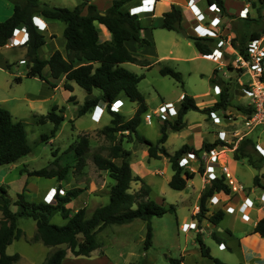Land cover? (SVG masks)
<instances>
[{"label":"rangeland","instance_id":"1","mask_svg":"<svg viewBox=\"0 0 264 264\" xmlns=\"http://www.w3.org/2000/svg\"><path fill=\"white\" fill-rule=\"evenodd\" d=\"M40 1L50 5L73 8L82 4L85 0ZM93 1L97 5L106 7L110 0ZM87 2L93 3L91 0H87ZM202 5H205V1L202 2ZM224 5L226 11L222 8L220 11L228 19V24H224V29L221 34L222 37L226 39L237 37L239 41H244L245 39L243 40V37L246 38L254 30H261L264 27V0H224ZM245 5L251 8L248 17L239 15V12ZM127 7H129V4ZM2 8L3 6H0V10ZM2 15L3 11H0V16ZM259 16L260 18L258 20L252 21L251 18H258ZM4 17H0V19ZM55 22L61 28L65 26L62 21ZM197 23L198 21H192L186 23L185 27L192 31L194 25ZM61 28H59L58 34L56 32V38L54 39H51L50 33H47L46 29L43 31L46 42L52 40V43L43 45L39 49V54L42 57H47L54 48L60 49L66 54L64 47L65 38ZM153 31L157 55H153L150 46H139L137 50L139 56L146 58L151 63V66L148 67L140 63L132 62H125L124 66L139 75H145L139 82V89L145 96L148 105L147 112L151 113L153 117L151 122L146 121L144 117L138 127V132L140 135L156 143L162 135L161 126L163 124L169 126L177 118V115H168L163 118L156 116L153 112L154 110H158L161 104L178 103L181 93H187L193 96L195 94L202 95L206 92H208L206 96H199L198 99L200 101L205 100V105L211 104L210 100L219 98L214 93L212 76L216 77L214 79L215 81L223 79L231 82L228 83L229 90L233 89V85L236 84L237 86L240 80L243 82L250 81L251 76L247 72L239 74L242 71L235 68L230 70L227 61L234 59L236 57L235 54L228 55L229 57L227 56L228 60H226V64L210 58L193 57L195 52H197L194 43L190 48H185L184 56L189 57L188 59H157L161 55L168 54L169 43L166 34L169 31L163 28H155ZM205 37L212 36L207 35ZM104 38L105 36L101 31V39ZM215 47H217V43L214 45ZM152 48L155 50V45H152ZM6 52L10 55L12 64H9V69L0 67V106L9 109L16 120L24 123L28 133L29 143L32 147L31 153L23 156L19 161L14 163L10 172L7 171L6 173L4 171L8 168L5 165L3 166V171L0 173V179L2 174L5 176L3 182L0 181V187L4 185L8 190V194L13 199L17 197L18 192H22L24 186H27L25 187L27 189L25 192L27 199L34 201L38 199L36 195L45 194L46 190L51 187L63 188L65 193L62 195H65L69 190L79 189V194L73 197L66 206L69 208L71 214L75 213L80 207H86L87 214L90 216L97 206L109 202V190L114 183V179L109 176L107 170L97 167L93 160L94 153L101 152L107 155L109 147L120 140L125 148L132 150L130 161L132 163L133 175L141 176L150 185L151 198L160 204L165 202V205L173 203L175 207L177 206L176 213L174 210H171L161 217H153L154 236L153 243L149 248H145L144 245L146 222L142 219H135L129 223L110 224L99 231L98 240L100 247L97 253L94 252L96 254L92 257L85 256L86 259L91 261L81 259L85 258L83 256H74L68 250V253L72 255L67 257L68 259L65 264H171L170 258H180L184 251L186 252L184 254L186 255L185 261L187 264H216L212 258L202 255L198 235L201 238L203 236L204 243L215 253H218L217 255L220 256L217 257L222 261H226L227 264H241L243 262V255L235 249L228 248L220 251L218 249V241L207 230L202 235L194 229H189L188 231L181 229V225L185 220L193 219L191 214L188 213L192 204H183L181 199L184 197V192L170 187L169 180L173 174V169L169 158L166 156H162L161 158L150 156L147 144L139 141L135 135L130 134L128 131H111L105 133L103 127L114 124L113 115L108 111L99 122L92 119V109L79 115L78 109L84 104L88 92L76 81L72 80L74 88L70 91L60 81L57 82L59 83V87L54 89L46 80L37 76H27V62L23 60L19 62L21 57L27 58L25 46H16L8 49ZM156 59L157 61H155ZM80 63L79 61L76 62L77 65ZM163 66H169L181 72L182 82L177 81L170 75H163L160 72ZM45 71L43 74H48L47 69ZM17 75H21V81H16L15 78ZM46 77L50 81H53L51 74ZM235 89L232 90L233 95L231 100L236 103H233L232 110L227 112L228 116L226 118L233 125H237L236 120L240 119L239 123L244 125L247 118L237 106H244V102H248L249 99L242 96L241 90ZM100 93V89L94 88V95H99ZM70 96H74V99L71 100ZM121 96L124 102L120 112L122 114L121 119L127 120L133 116L137 108V103L129 100L125 94ZM55 105L59 107L57 109L58 113H62L59 109L65 107V111L62 113L64 119L54 137L43 139L42 136L44 134L51 135L54 122L50 119H45V121L41 120L43 118L42 115L48 114ZM218 114L221 116L222 121L219 124H215L208 113L190 110L185 116L186 126L184 129L173 131L168 127L169 138L164 146L170 153H173L184 143L192 142L193 140L189 137L191 135L194 136L195 142H197L198 134L200 133H204L211 139L212 135H210V132L224 128L223 125L226 121L222 109L218 111ZM205 123L206 126H204ZM201 126L204 127L201 128ZM250 127L256 128L254 137L257 141L260 140L263 142L264 124L252 125ZM192 128H196V130L199 128L200 131L192 130ZM82 135L88 136L91 148L87 154L86 165L80 169L77 167V154L75 152L71 155H69L70 153L67 154V148L71 144L76 143ZM235 137L231 136L230 138V135H228L223 140L230 142ZM55 160H59V163L63 165L66 163L71 165V169L65 179L60 180L58 177L29 175L28 171L30 170L53 166L52 163ZM114 160L117 163H121L120 158ZM231 170L234 175L236 172L238 179L246 187L248 186L257 192H261V187L254 184V177L258 174L256 168L240 162L235 172L232 168ZM194 182L198 185L201 184L200 173L196 174ZM139 185H142L141 181H133L132 189L137 191ZM43 198L40 200L47 202ZM48 198L53 200L52 193L48 195ZM52 203H56V200ZM12 209L16 211L18 206L13 205ZM1 216L2 213L0 211V218ZM67 220L68 218L64 217L61 212H55L51 216V222L58 225H64ZM18 224L24 230V234L9 244L7 253H19L21 255V258L15 264H44L50 253L57 247L46 245L41 240L34 239L37 233V225L33 218L27 216L19 217ZM221 226L224 227L223 224ZM62 246L66 247V244Z\"/></svg>","mask_w":264,"mask_h":264},{"label":"trees","instance_id":"2","mask_svg":"<svg viewBox=\"0 0 264 264\" xmlns=\"http://www.w3.org/2000/svg\"><path fill=\"white\" fill-rule=\"evenodd\" d=\"M14 4L12 15L0 22V46L8 44L16 30L24 26L29 32V39L26 43L27 54V76L39 77L48 81L55 87L56 83L50 81L44 74L43 69L49 65L51 77L59 79L65 76L67 81L64 87L72 91L73 86L68 80L76 81L89 94H92L94 88L101 90L99 95L87 98L84 104L79 108V115L89 111L100 101L110 104L121 95L125 94L129 100L137 103V108L132 117L127 120L121 119L120 112L110 111L113 115V125H105V133L111 131H128L136 138L146 143L149 149V155L154 158L166 156L169 158L173 169V175L169 180L170 187L183 190L187 187L189 179L195 176V172L181 166L179 160L189 151L197 153L200 150H211L219 145H224V140L220 138L214 142H203L202 147L197 149L192 144L185 143L180 148L170 153L164 143L168 138V127L173 131L182 130L186 122L184 116L190 110L210 112L212 109H219L229 104L228 89L222 91L219 100L212 107L200 108L193 96L184 94L181 107L177 118L171 124L161 126L162 135L155 143L138 132V127L142 123L148 110V105L144 94L139 89V82L144 78V74L139 75L124 66L125 62L140 63L148 67L151 63L146 58H141L138 53L131 51L127 46V41L135 40L142 46L149 43V40L142 37L141 30L145 27L142 17L138 13H131V7L136 0H113L112 3L101 11L94 3H88L85 0L73 8L50 5L40 0H11ZM208 3H217L220 8L226 11L224 0H206ZM129 4V7L127 5ZM137 5V4H136ZM44 16L50 20H60L64 22L65 49L64 54L60 49H55L49 58L39 55V49L46 43L45 34L34 23V16ZM259 15V14H258ZM260 18H251L256 21ZM184 15L182 9L175 4L163 13L159 26L167 29H175L177 23L185 27ZM98 23H103L111 32V39H101V29ZM153 25V24H152ZM157 25V24H156ZM186 28V27H185ZM264 33V27L261 30H254L250 36L243 37L244 41H239L237 37L232 38V44L238 50L246 55L247 44L250 39L259 38ZM194 40L198 50L204 55H210L213 52L217 40L214 37H203L190 35ZM216 42V43H215ZM81 62L76 64V62ZM9 67V66H8ZM228 67L234 69L232 65ZM10 68V67H9ZM163 75H170L177 81L182 82L181 72L169 67L163 66L160 69ZM16 81H21V76H16ZM264 79V76H263ZM73 100L74 96H70ZM239 110L251 114L250 106H237ZM58 105L45 115H42L43 121L50 119L54 122L51 135L44 134L43 139L54 137L64 119L65 107H61L58 113ZM255 143L252 138H245L236 148L235 156L248 155L245 153L246 143ZM91 148L88 136L82 135L76 143L67 148V154L75 152L78 168L82 169L86 165L87 154ZM32 147L29 143L28 133L22 121L16 120L11 111L0 106V168L19 161L23 156L31 153ZM131 151L124 147L122 141L115 142L109 147L107 155L101 152L94 153L93 160L98 168L107 170L109 176L114 179V183L109 190V202L97 206L92 214L88 216L86 207H80L73 214L66 206L68 202L76 197L80 190H69L65 195L57 193L56 203H49L44 200L34 201L27 199L25 187L22 192L17 193L13 199L4 185L0 187V264H15L21 258L19 253H7V247L15 239H19L24 230L19 226V217L27 216L36 221L37 233L35 240H41L49 246H56L47 257L44 264H61L67 257L68 250L74 256H91L92 252L100 247L98 233L110 224H124L142 219L147 224L146 235L144 239L145 248H149L153 243V217H161L171 210H175V204H160L150 197L151 187L139 175H133L130 161ZM120 158L121 163L114 159ZM53 166L33 169L28 171L29 175L58 177L65 179L71 169V165L60 164L59 160L52 163ZM55 165V166H54ZM201 171L203 169L201 168ZM141 181V187L137 191H132V182ZM255 181L259 183V178ZM231 190L224 176L212 180L206 185V189L200 197V215H204L206 201L209 196L217 191ZM18 206L15 211L12 206ZM55 212H61L68 218L64 225H58L51 222V216ZM224 217V211L213 212L209 219L213 223H219ZM255 231L264 236V217H262ZM215 235V234H214ZM218 239L217 236H215ZM200 248L203 256L212 258L216 264H227L218 257L211 254L210 248L204 243V240L198 235ZM66 244V247L62 245ZM183 258H170L171 264H182Z\"/></svg>","mask_w":264,"mask_h":264},{"label":"crops","instance_id":"3","mask_svg":"<svg viewBox=\"0 0 264 264\" xmlns=\"http://www.w3.org/2000/svg\"><path fill=\"white\" fill-rule=\"evenodd\" d=\"M112 1L113 0H110L105 7V6L97 5L96 3H94L93 0H91V2L96 4L101 11H104L112 3ZM148 1H150V3H152L154 1L153 8L152 7L147 8V7H149V5L146 2V5H143V8L139 9V7H137V6H140L141 4H143V0H136L135 1L136 3L133 4L132 7L136 6L137 11L140 10V12L138 13L139 15L144 14V15H141L143 22H144V25H145V27L141 30V35H142V37H145L146 39H148L149 43H145L142 46H144V45L150 46L154 56L157 55V47H156V43H155V37H154V31L153 30L155 28H163V27L158 25V23L161 21L163 13L166 12L172 4H175L176 6H178L182 9V12L184 15L183 23L186 25V23H190L194 19V15L192 13L193 9L189 6V4L195 3L202 10H204L205 5L203 6L202 2L205 1V3H206V0H148ZM0 6L1 7L3 6V8L0 10L1 12L3 11V15L0 17L5 16L3 19H0V22H1L2 20H5L7 17L12 15L13 10H14V4L10 0H0ZM233 13H235V12H233ZM210 14L212 15L214 13L210 12ZM236 15H238V14H236ZM36 17H37L39 24H41L42 26L46 25L45 27H46L47 33L48 32L50 33L51 39L56 38V32H57V34L59 33L58 30H59V28H61V26L59 27V24L55 21H60V20H50V19L45 18L44 16H39V15H36ZM98 26L100 27L101 31L103 32V34L105 36V38L102 40L111 39V32L108 30V28L103 23H98ZM64 27L61 28L62 32L64 31ZM22 28H24V26L19 27L16 30L13 37H15L18 30H20ZM163 29H167V28H163ZM186 29L188 31L187 36L183 35L179 30L167 29L169 31V33L166 34V38H167V41L169 43L168 54L161 55L157 59L174 58V59H178V60H181V59L183 60V59L189 58V57L184 56V51H185L186 47L190 48V46L193 45V43L195 45V42L190 37V35H197V32L195 29H193L192 31H190L188 28H186ZM20 35L21 34H18V36H20ZM185 37H188V38H185ZM51 41L46 42L44 45H46V44L48 45L49 43H52ZM64 43H65V40H64ZM152 45H155V50H153ZM16 46H25V49H26L25 54H27V45L26 44L11 46L8 43L4 46H0V67L1 68H8L9 69L8 66H9V64L11 65L12 63L10 60V55L6 51L8 49L16 47ZM127 46L131 51L137 53V50L139 48V43L135 40H129V41H127ZM64 47H65V45H64ZM195 47H196V45H195ZM55 49L56 48L51 50V53L47 57H44V58H49ZM196 51L197 52H195V55L193 57L210 58L207 55L202 54L198 50L197 47H196ZM173 53H176L177 55L173 54ZM150 54H152V53H150ZM157 59L155 61H157ZM22 60H25V57H21L19 59V62H21ZM45 69H47L48 74H45V73L44 74L46 76H50L51 69H50L49 65H47L43 69V72H46ZM230 70H231V68H230ZM242 73H244L243 70L239 74H242ZM17 76H21V75H17ZM211 79H212V83H213V87H214V93L216 95H218L219 98H220L222 91H224L225 89H228V92H229V104L227 106H223L219 109H212V110H210V112H206L209 114V116L212 118V120L215 124H219V123H221L222 118L218 114V111L220 109H222L224 111V116L226 119V121L223 125L224 128L218 129L217 131H215V130L211 131L210 132V135H212L211 139H209L210 137L208 138L204 133L198 134L197 142L194 141V136L191 135L189 137L194 142L190 141L189 144H192L195 148L199 149L202 147L203 142H205V141L214 142L215 140L219 139V132H223V134L225 133L226 136L230 135V138H231V136H233V137L237 136V137L232 138V140L230 142L225 141V142H227V144L225 143L224 145L217 146L215 156H210V155L205 156L203 154L204 150H200V152L197 153L198 160L195 162V165L193 166L191 171L195 172V176L197 173H200L201 184L198 185L194 182L195 176L192 179H189L188 183H187V187L182 190V192H184V197L181 199V202L183 204H192L188 213L191 214L192 218L197 219V220L191 219V221H197V228H193V229L195 231L201 233L202 235L207 230V232L210 235H212L214 238H215V236H217L218 239H216V240L218 241V249L220 251H224L228 248L235 249V250L239 251L243 255V262L241 264H244V263H246V264H264V236H262L259 232L255 231V227H256L258 221L262 217H264V213L261 211V209H264V152H263L264 151V141L263 142L260 140L257 141V139L254 137V131L256 128L248 126L245 122H244L245 123L244 125L243 124L241 125L239 123L240 119L236 120L238 123L237 125H233V124H231V122H228L227 118H226L228 116L227 112L229 110H232L233 103H236V102L231 100L232 95H233L232 90L234 88L239 89V90H241L240 92H241L242 96H244L245 98H248L243 93V88L247 87V85L250 81L243 82L240 80L237 83V86L235 84V85H233V89L229 90L228 83H231V82H227L223 79L219 80V81H215L214 80V79H216L215 76H212ZM52 80L54 82H56V86L54 87V89L59 87V83H57L58 81L63 83V85L67 81L65 76H62L59 79L52 78ZM68 82L73 86L72 80H68ZM215 85L220 86L221 92L218 93L216 91L217 88L215 89ZM73 88H74V86H73ZM207 93L208 92H206L202 95H196V94L193 95V97L196 100V103L198 104V106L200 108L212 107L219 100V98L218 99H212V100H210L211 104L205 105L204 104L205 100L200 101L198 98H199V96H203V95L206 96ZM94 96L95 95L93 93L92 94L88 93L86 99L90 98V97H94ZM120 97L123 100V97L122 96H120ZM183 98H184V94L181 93L178 101H182ZM168 102H170V101H168ZM172 103H175V102H172ZM98 104H99L98 109L100 112L102 111V109L104 111L105 110L108 111V109H107L108 103L107 102L100 101ZM167 104H169V103H167ZM244 104L246 106H248L249 101L244 102ZM93 108L94 107L91 108L92 111H93ZM241 112L244 114V116H246V118L249 115L243 111H241ZM185 116H184V120H185ZM214 117H219V120H214ZM204 126H206V123L204 124ZM204 126H201V128ZM199 128H197L198 130H196V128H192V130L200 131ZM168 138H169V134H168ZM168 138H167V140H168ZM245 138H252V139H254L255 143L247 142L246 147H245V153L248 155H241V157L238 158L235 156L236 148ZM186 143H188V142H186ZM258 148H260L262 151ZM130 151L132 154V150H130ZM240 162L248 164L249 166H252L253 168H256V170H258V174L255 175V177H254V184L258 187H261V192H259V191L257 192V191H255V189H252L248 186L246 187L245 184H243L238 179L236 172H235V169H237ZM13 164L7 165L6 167H8V168L4 171H6V173H7V171L10 172V169H11V167H13ZM226 164L229 165V167L234 170L235 175H236V176L235 175L233 176L234 180L244 188L245 194L247 196L246 203L252 207L251 219L249 221H244L241 217L242 212H241L240 207H241V204L243 202V196L240 193L233 191L232 189L229 192L217 191L213 195L209 196L207 201H206L207 210L205 211L204 215H200V213H199L200 212L199 211L200 197H201V194L206 189V185H207L206 177L208 175V170H210L208 168L213 169L221 177V176H223L222 165H226ZM131 165H132V163H131ZM199 168H202L203 171L199 170ZM2 171H3V167L0 168V173ZM1 176L2 177H1L0 181L3 182L5 176L3 174ZM256 177L259 178V183H257V181H255ZM139 187H141V186L139 185L137 187V189H139ZM23 189H24V187L22 188V190ZM26 191H27V189L25 190V192ZM132 191H134V190L132 189ZM226 193L231 195L230 199H228V200L224 196H222L223 194H226ZM216 194H217V196L215 197L214 200H212V197ZM36 196L38 198L36 200L38 201L42 197H44V194L36 195ZM217 199H219V200H217ZM218 210L224 211V217L221 219V221L219 223L216 224V223H213L210 221L209 216L213 212L218 211ZM176 211H177V206L175 207L174 212L176 213ZM152 223H153V218H152ZM221 224H223L224 227L221 226ZM146 230H147V224H146ZM202 239H203V236H202ZM220 243H224L226 245V247L224 249L219 248ZM97 251H98V249L94 250L92 252V255L87 256V257L94 256L97 253ZM94 252H96V253L94 254ZM184 253H186V252L184 251ZM184 253H182V255H181V257L183 258L182 264H187L185 261L186 255ZM211 253L215 257L220 256V255H217L218 253H215L213 250H211ZM71 255L72 254L68 253L67 257L71 256ZM67 257L63 260V262L61 264L66 263V261L68 259ZM83 257H85V256H83ZM81 259L91 261L89 259H86V257L81 258ZM225 263H226V261H225Z\"/></svg>","mask_w":264,"mask_h":264},{"label":"built area","instance_id":"4","mask_svg":"<svg viewBox=\"0 0 264 264\" xmlns=\"http://www.w3.org/2000/svg\"><path fill=\"white\" fill-rule=\"evenodd\" d=\"M146 2L149 5V7L147 8H153L154 1L150 3V1L148 0H143V4L137 7H139V9L143 8V5H146ZM189 6L193 9V22L198 21V23L194 25V29L196 30L197 35L203 37L210 35L217 40V47L213 49L212 54L207 56L220 63L226 64V60H228L227 58L229 57L228 55L235 54L236 57L232 60L230 59L229 61H227V65L230 64L233 68L241 71L243 70V72H247L251 76V80L248 83L247 87L243 88V93L249 98L248 106L252 108V112L247 116L245 123L248 126L264 124V33L259 38L250 39L248 41L246 49L247 52L245 55L241 52H238V50L234 47V45L232 44V37L226 39L221 36L222 30L224 29V24H228V19H226L222 11H220L221 8L217 3H208L206 1L204 10H202L195 3H190ZM243 8L244 10H247L246 13L244 15L242 13L239 15L248 17L251 8L246 5ZM130 10L131 13H139L136 9V6L131 7ZM210 12H213L214 14L211 15ZM240 12H243V10L241 9ZM45 26L39 24V29L41 31H44L46 29ZM18 34L21 35L18 36ZM28 39L29 32L24 27L18 30L15 37H12L9 45L14 46L19 44H26ZM23 61L25 62V60ZM215 89L218 93L221 92L219 85H215ZM181 102L182 101H178V103L172 104H161L158 107V110H154L153 113L160 118L168 115L175 116L179 112ZM123 104L124 102L122 99H116L115 101L107 105L108 112H121V107L123 106ZM98 108L99 104L95 105L92 111V119L96 122L101 121L105 113L107 112V110L104 111L103 109L100 112ZM152 117L153 115L149 112L145 114V120L148 122H151ZM214 120H219V117H214ZM219 138L221 140L225 139L226 134H223V132H219ZM203 154L205 156H215L216 148H213L211 150H204ZM197 160L198 155L196 154V152L189 151L180 158L179 164L189 170H192V165H194L195 161ZM208 169L210 170H208V175L206 177L207 184L211 183L212 180L220 177L213 169ZM222 172L230 188L243 196V202L240 207L242 212L241 217L244 221H249L251 219L252 207L246 203L247 196L245 194L244 188L234 180V173L232 172L229 165H222ZM51 193L53 200H50L48 198V195ZM57 193L64 194L65 190L63 188L51 187L45 192L43 199L47 200V202L49 203H52L54 200H56ZM216 196L217 194L212 197V200H214ZM222 196H224L228 200L230 199L231 195L226 193ZM261 211L264 213V209H261ZM193 228H197V221L185 220L181 225V229L184 231H188L189 229ZM225 247L226 245L224 243L219 244V248L224 249Z\"/></svg>","mask_w":264,"mask_h":264},{"label":"water","instance_id":"5","mask_svg":"<svg viewBox=\"0 0 264 264\" xmlns=\"http://www.w3.org/2000/svg\"><path fill=\"white\" fill-rule=\"evenodd\" d=\"M176 27L183 35H185V36L188 35L187 29L185 27H183L181 23H177Z\"/></svg>","mask_w":264,"mask_h":264},{"label":"clouds","instance_id":"6","mask_svg":"<svg viewBox=\"0 0 264 264\" xmlns=\"http://www.w3.org/2000/svg\"><path fill=\"white\" fill-rule=\"evenodd\" d=\"M34 23L38 26V28H40L39 27V23H38V20H37V17L36 16H34Z\"/></svg>","mask_w":264,"mask_h":264},{"label":"bare ground","instance_id":"7","mask_svg":"<svg viewBox=\"0 0 264 264\" xmlns=\"http://www.w3.org/2000/svg\"><path fill=\"white\" fill-rule=\"evenodd\" d=\"M242 10H243V12H240L239 14L242 13V14L244 15V14L246 13L247 10H244V8H243ZM138 12H140V10H139Z\"/></svg>","mask_w":264,"mask_h":264}]
</instances>
